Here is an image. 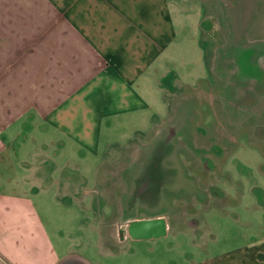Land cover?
<instances>
[{
    "label": "crops",
    "instance_id": "0c3cea01",
    "mask_svg": "<svg viewBox=\"0 0 264 264\" xmlns=\"http://www.w3.org/2000/svg\"><path fill=\"white\" fill-rule=\"evenodd\" d=\"M184 2L0 0V165L9 167L5 172L0 167L6 177L0 184V264H113L114 257L137 252L130 242L165 240L171 246L178 245L179 235L188 247L169 251L177 255L166 259L158 255L155 263L140 257V264H264V200H254L256 194L264 197L263 186L240 182L237 195L218 186L222 194L210 201L196 229L173 232L165 214L131 218L162 217L164 232L140 237L127 226L122 232L128 238L120 244L108 241V220H88L84 230L98 234L94 242L73 222L51 225L42 202L30 194L41 191L33 184L39 178L29 172L34 165L17 180L19 172L4 154L13 146L18 158L20 153L59 168L61 153L49 145L71 141L97 152L103 118L139 116L144 106L154 105L155 89L181 60L170 51L177 43L183 48L190 35L189 24L176 26L177 5ZM2 62L14 68L3 85ZM225 218L249 234L234 230L239 242L225 245ZM172 232L176 238L169 241ZM145 252L162 251H140V256Z\"/></svg>",
    "mask_w": 264,
    "mask_h": 264
},
{
    "label": "rangeland",
    "instance_id": "374dc122",
    "mask_svg": "<svg viewBox=\"0 0 264 264\" xmlns=\"http://www.w3.org/2000/svg\"><path fill=\"white\" fill-rule=\"evenodd\" d=\"M184 3L177 5L176 26L189 24L190 35L183 48L177 43L170 51L181 60L155 89L154 105L144 106L139 116L103 118L97 152L71 141L48 143L61 153L59 168L20 153L18 158L13 146L4 152L19 172L17 180L34 165L29 172L33 180L39 178L32 183L41 191L30 194L42 202L51 225L73 222L83 233L88 220H108V241L120 244L128 238L123 232L131 218L165 214L173 232L196 229L210 201L222 194L218 186L233 195L240 182L264 187V0ZM1 22L8 19L1 17ZM247 66L253 72H244ZM161 67L165 69L162 60ZM13 71L11 63L2 62V85ZM7 166L1 164V170ZM5 178L0 176V184ZM256 195L254 200H264ZM225 221V245L239 242L234 230L238 236L240 231L249 234L229 218ZM87 230L95 242L98 234ZM173 232L169 241L176 238ZM164 241L130 242L137 252L114 257L112 263L140 264V257L153 263L158 255L166 259L175 254L169 251L190 245L183 235L178 245L165 246ZM140 251L162 252L140 256Z\"/></svg>",
    "mask_w": 264,
    "mask_h": 264
},
{
    "label": "water",
    "instance_id": "95a60500",
    "mask_svg": "<svg viewBox=\"0 0 264 264\" xmlns=\"http://www.w3.org/2000/svg\"><path fill=\"white\" fill-rule=\"evenodd\" d=\"M163 221L162 217L133 219L129 221L128 229L134 236L158 235L164 232Z\"/></svg>",
    "mask_w": 264,
    "mask_h": 264
},
{
    "label": "bare ground",
    "instance_id": "6f19581e",
    "mask_svg": "<svg viewBox=\"0 0 264 264\" xmlns=\"http://www.w3.org/2000/svg\"><path fill=\"white\" fill-rule=\"evenodd\" d=\"M244 72H246V73H251V72H253V67H251V66H247V67L245 68Z\"/></svg>",
    "mask_w": 264,
    "mask_h": 264
},
{
    "label": "flooded vegetation",
    "instance_id": "af4514ba",
    "mask_svg": "<svg viewBox=\"0 0 264 264\" xmlns=\"http://www.w3.org/2000/svg\"><path fill=\"white\" fill-rule=\"evenodd\" d=\"M141 183H143V184H147V183H149V182H147V181H144V182H141ZM148 185V184H147ZM145 188V187H144Z\"/></svg>",
    "mask_w": 264,
    "mask_h": 264
}]
</instances>
